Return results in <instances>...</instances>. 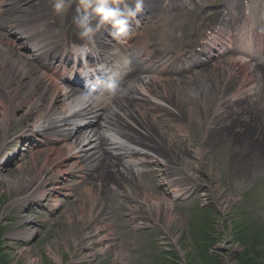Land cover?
<instances>
[{"label":"rangeland","instance_id":"1","mask_svg":"<svg viewBox=\"0 0 264 264\" xmlns=\"http://www.w3.org/2000/svg\"><path fill=\"white\" fill-rule=\"evenodd\" d=\"M157 1L160 5L161 0ZM217 2L218 0H202L204 8ZM52 3L54 0L40 1L36 10H44L46 6L51 8ZM190 6L192 3L188 4ZM36 10H30L32 14L27 16L33 17ZM22 11L14 10V16H20L19 19L24 20ZM57 14L61 18L59 22H63L60 13ZM174 15H177L178 21L185 18L184 13ZM95 22L93 20L94 24ZM40 24H43V20ZM172 29L176 28L172 26ZM155 35L156 31L151 41ZM209 66L210 64L198 68L195 72L207 70ZM192 74L194 72L164 78L167 82L182 81ZM229 96H233L232 93ZM261 106L264 109L263 102ZM258 107L241 106L237 114L246 117V131L242 128L243 133L240 130L236 132L238 135L231 137L225 131L226 138L219 143L211 141L213 146H209L201 160L193 159L191 152L207 145L205 138L212 130L211 123L217 122L215 128L217 125L221 128L228 127L239 109L230 107L222 118L213 122L207 119L202 125H186V131L176 138H172L173 128L169 123L157 119L158 126H164L161 131L165 130L161 141L166 146L172 143L171 145L175 144V147L183 150L180 154L169 155L166 158L169 164H165L174 167V161L178 158L180 160L176 163V168L169 167L167 172L172 179H179V190L185 191L180 200L172 202V214L177 217L178 222L164 228V224L152 222L143 206L139 205L142 209L136 215L129 210L138 203L140 192H146L154 198H167L168 191L176 188L161 186V179L164 176L168 178L169 175L162 177L167 168L163 170L157 163H147L145 166L148 168L142 169L148 174L143 173L138 182L133 180V183L126 185L128 196L114 195L102 188L98 194L97 211H93L94 215L97 213L96 217L99 216L97 219L100 224L97 227H103L98 237H112L113 240L108 242L111 249L119 248L127 254L123 264H264V150L252 147L255 140L260 138L256 134V125L264 121V111ZM20 129L21 123H11L8 139L13 142L7 147L9 151L21 149L17 145L20 143L17 137ZM261 142L263 146L264 136ZM249 144L251 145L248 147ZM51 145L42 146L40 143L34 145V148H23L20 158L9 168L0 171V264H27V257L32 259L31 264H118L113 261L111 249L106 254L95 253L99 248L93 245L97 241L94 227L77 223L74 215L86 204L84 191L89 187V182L81 179L77 169L69 172L68 168H57L61 160H54V156L50 154ZM242 147L244 149L239 150ZM38 152L40 157L50 154V159L54 161L53 168L51 167L53 173L62 174L59 182L64 181L63 190L58 191L59 194H53L56 208L52 211L51 201L27 198V191L13 195L5 180L17 179L28 173ZM5 153L0 158H5ZM185 156L190 159L193 167H184L182 159ZM41 160L42 158L38 159L39 162ZM74 163L75 159H72L70 164ZM19 166H22L21 171L17 170ZM181 167L193 174V180ZM118 183H122L121 180ZM141 185L145 188L140 189ZM136 218L138 219L135 220ZM15 231L21 232L22 236L11 237V233ZM23 233L28 236H23ZM84 235L89 236L90 241L82 240ZM73 237L82 242L74 246ZM87 242L93 245L92 251L86 250Z\"/></svg>","mask_w":264,"mask_h":264},{"label":"bare ground","instance_id":"2","mask_svg":"<svg viewBox=\"0 0 264 264\" xmlns=\"http://www.w3.org/2000/svg\"><path fill=\"white\" fill-rule=\"evenodd\" d=\"M27 24L29 25V22ZM27 28L32 31L36 26L32 24ZM152 31L153 24H150L147 35ZM30 34L33 32L27 30L26 35ZM48 40L46 38L43 44H48ZM238 40L237 46L253 51L245 37L242 36ZM163 64L157 67L156 63L151 62L148 67L138 66L130 81L110 99L82 100L76 90L56 85L46 77L32 64L31 58L19 45L0 38V157L4 152L7 155L5 158H0V171L9 168L21 155L19 151L7 149L13 142L8 139L11 123H21L17 137L24 143L30 144V148L36 145L40 138H49L54 143L57 141L58 144H52L50 148V154L54 156V160H61L60 165L56 167L68 168L69 172L77 169L78 174L83 176V180L89 182V187L84 191L86 204L75 213L74 217L77 223L94 227V237L97 241L93 245L99 248L96 254L108 253L111 249L108 244L113 240L111 236L98 237L103 227H97L100 223L96 217L97 213L94 215L93 211H97L99 191L103 188L114 195L128 196L129 191L126 185L135 180L138 182L139 177L137 176V179L134 176L139 171L136 168L145 163L146 159H150L152 164L155 161L158 162V167H164L165 164H169L166 159L169 155L183 152L181 148L175 147V144L169 143L170 145L166 146L164 141H161L165 130L161 131L164 126H158L157 119H163L164 122L169 123V126L173 128L172 138H176L177 135H182L186 131V125H202L207 119L213 122L222 118L228 108L239 109L228 127L221 128L217 125L215 128L217 122L211 123L212 130L205 138L207 145L190 151L193 159L201 160L203 153L214 143H219L226 138L225 131L231 137L238 135L236 132H240L244 126H247L244 124L246 117L237 114L241 106H259L258 108L264 111L261 108L260 96L252 98L247 97L246 93H239L253 82H256L255 86L248 88L254 92V95L257 93V88L259 92L256 72L251 66L245 65L244 61L226 58L218 65L214 64L207 70L194 73L182 81L170 82L158 76V72L164 71ZM261 72L264 73V69H261ZM263 76L258 74V78ZM230 93L233 96L230 97ZM96 113L102 114L97 127L82 129L79 126L69 125L71 119L87 121L89 116ZM256 126L258 127L256 134H259L260 138L255 140L252 147L264 150V143L263 146L261 144L264 136V121ZM244 129L246 131V127ZM17 145L20 146V143ZM24 147V145L21 146L22 149ZM243 149L244 147L239 148V150ZM50 154L40 157L38 152L28 173L17 179L6 178L5 180L13 195L27 191V198L51 201L50 211H52L56 208L52 199L55 198L53 194H59L58 191L63 190L64 181L59 182L62 174L53 173L51 167L53 168L54 161L50 159ZM41 158L39 162L38 159ZM72 159H75V163L71 165ZM178 159L174 161L175 164L180 161ZM182 160L184 167H193L188 157ZM17 170L21 171L22 166L17 167ZM187 174L193 180V174L188 171ZM120 180L122 183H118ZM164 183L170 188L176 187L168 192L167 198H154L146 192H140L138 203L129 210L136 215L142 209L140 206H143L144 212L149 213L148 216L154 224L159 222L167 228L171 223L178 222L177 217L172 214V202L180 197L178 196L180 185L178 180L172 179L170 175ZM142 188L145 187L141 185L140 189ZM10 236L18 237L22 236V233L15 231ZM23 236L28 234L23 233ZM85 239L90 241L89 236L84 235L82 240ZM80 241L75 237L72 238L74 246L82 242ZM87 243L86 250L92 251L93 245L90 242ZM111 251L114 263L125 262L127 254L123 250L118 248ZM32 262V259L27 257V264Z\"/></svg>","mask_w":264,"mask_h":264},{"label":"clouds","instance_id":"3","mask_svg":"<svg viewBox=\"0 0 264 264\" xmlns=\"http://www.w3.org/2000/svg\"><path fill=\"white\" fill-rule=\"evenodd\" d=\"M72 2L77 6L73 24L80 42L71 45V52L82 58H86L96 47V36L102 28L110 26L109 35L118 40L129 31L130 21L135 20L143 10V0H135L134 7L127 6V0H54L53 8L56 13H61ZM122 4L124 8L120 7ZM106 87L112 95H116L118 89L114 83L107 82Z\"/></svg>","mask_w":264,"mask_h":264}]
</instances>
